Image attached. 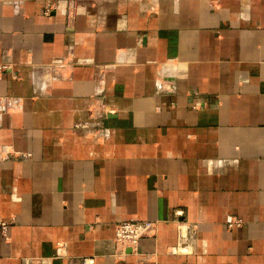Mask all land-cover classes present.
I'll list each match as a JSON object with an SVG mask.
<instances>
[{"label":"crops","instance_id":"0c3cea01","mask_svg":"<svg viewBox=\"0 0 264 264\" xmlns=\"http://www.w3.org/2000/svg\"><path fill=\"white\" fill-rule=\"evenodd\" d=\"M1 223L0 264H264V0H0Z\"/></svg>","mask_w":264,"mask_h":264},{"label":"built area","instance_id":"2783aa9c","mask_svg":"<svg viewBox=\"0 0 264 264\" xmlns=\"http://www.w3.org/2000/svg\"><path fill=\"white\" fill-rule=\"evenodd\" d=\"M176 216L180 217L179 213H176ZM175 223L177 227V245L180 251L184 253L186 252L185 247L189 242L190 230L178 220H175ZM157 225V221H142L136 219L118 221L114 226L113 240L123 253L127 249L134 250L138 247L140 239L156 235ZM243 226L244 220L238 217H234L226 223L228 230L239 229ZM0 227L2 234L6 235L7 224L1 223ZM81 264H95V260L93 257H85L81 259Z\"/></svg>","mask_w":264,"mask_h":264}]
</instances>
